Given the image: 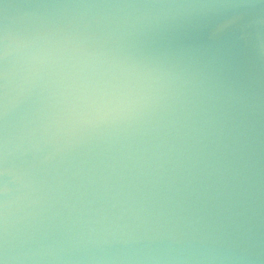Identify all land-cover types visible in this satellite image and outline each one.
Segmentation results:
<instances>
[{"label": "water", "instance_id": "obj_1", "mask_svg": "<svg viewBox=\"0 0 264 264\" xmlns=\"http://www.w3.org/2000/svg\"><path fill=\"white\" fill-rule=\"evenodd\" d=\"M4 264H264V0H0Z\"/></svg>", "mask_w": 264, "mask_h": 264}, {"label": "snow or ice", "instance_id": "obj_2", "mask_svg": "<svg viewBox=\"0 0 264 264\" xmlns=\"http://www.w3.org/2000/svg\"><path fill=\"white\" fill-rule=\"evenodd\" d=\"M0 55H2V53H0ZM2 73H0V77H2ZM0 191H2V189H0ZM0 264H4V260L2 257H0Z\"/></svg>", "mask_w": 264, "mask_h": 264}]
</instances>
